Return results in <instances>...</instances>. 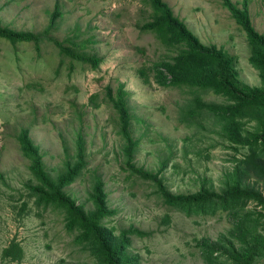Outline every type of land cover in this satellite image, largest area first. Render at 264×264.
<instances>
[{
	"label": "rangeland",
	"instance_id": "rangeland-1",
	"mask_svg": "<svg viewBox=\"0 0 264 264\" xmlns=\"http://www.w3.org/2000/svg\"><path fill=\"white\" fill-rule=\"evenodd\" d=\"M163 1L203 44L238 58L243 82L262 85L259 70L250 62L247 36L220 0ZM249 8L256 30L264 34V0H249ZM55 10L60 16L49 31L51 37L102 62L94 69L73 60L46 37L16 45L0 38V264H94L89 248L77 242L78 233L66 228L64 212L37 205L27 188L36 181L17 138L24 130L40 147L55 180L67 172V163L76 165L78 136L85 138L84 163L74 168L63 190L90 213L95 210L94 185L101 179L109 208L117 210L104 224L116 240L126 234V252L138 258L135 264H228L222 254H203V241L222 245L244 216L249 228L264 235V207L253 201L238 210L216 204L204 211L167 205L153 182L128 168L118 114L106 89L115 93L120 83L125 85L132 134L140 141L134 163L156 173L167 161L160 177L174 194L196 193L202 185L222 193L230 173L249 154L248 148L236 149L220 136L222 123L206 109L196 115L199 125L181 122L193 99L226 105L227 98L157 82L158 64L177 52L169 51L153 32L142 30L155 14L149 0H0V21L43 33ZM242 124L246 135L255 130V122ZM260 157L264 160L263 153ZM242 182L264 194V171L248 168ZM13 241L22 246L24 257L2 260L3 250ZM255 264H264V256Z\"/></svg>",
	"mask_w": 264,
	"mask_h": 264
},
{
	"label": "trees",
	"instance_id": "trees-1",
	"mask_svg": "<svg viewBox=\"0 0 264 264\" xmlns=\"http://www.w3.org/2000/svg\"><path fill=\"white\" fill-rule=\"evenodd\" d=\"M223 6L231 13L236 24L247 36L250 48V62L259 70L262 85L251 87L243 82L237 70L238 58L216 45H205L189 29L187 24L175 15L172 8L163 0H149L154 11L153 19L142 26V30L153 32L158 40L169 50L177 52L171 60L158 64L156 70L157 82L165 87L176 89L191 88L200 91H211L227 98L229 104L205 103L195 98L187 105L182 114L181 122L187 126L199 125L196 120L198 111L207 110L216 116L222 128L220 136L232 146L248 148L249 154L230 173L227 187L218 193L206 185L191 194H174L164 184L160 177L165 170L167 161L161 163L158 172L146 170L135 165V154L140 141L132 134L133 115L131 113L125 85L120 83L115 93L111 87L106 89V98L118 114L119 133L124 143L123 153L130 171L139 178L155 184L158 194L169 206L189 207L205 210L209 205H221L224 208L238 210L240 206L250 201L264 207V194L253 187L245 186L242 182L244 172L253 167L255 171H264V34L256 30L250 15L249 0L242 4L232 0H220ZM60 16L58 11L51 15L50 24L43 33L17 30L0 21V38L16 45L19 42L39 43L44 37L56 44L62 55L73 60L90 64L98 69L102 59L96 55L78 53L73 47H66L51 37L49 31L54 27L55 20ZM145 84H149L147 73L140 70ZM95 100L97 95L91 96ZM243 120L256 123L255 130L248 135L243 133ZM22 154L30 161L29 169L35 178L36 184L27 185L29 191L37 198V205L53 206L65 214L66 228L76 231L77 242L89 248L94 264H135L138 258L126 252L127 236L121 235L116 240L113 231L104 224L106 218L116 214V209L109 208L106 192L101 179L94 185L92 198L95 203L93 212H86L82 205L64 192V187L74 177L73 171L81 169L86 155L85 138L79 134L77 140L78 161L73 167L66 164L67 172L57 180L51 176L44 163L40 147L35 145L29 137V131L24 130L18 135ZM244 216L231 230L230 236H224L222 245L219 242L211 243L204 240L202 253L207 256L222 254L228 264H255L256 260L264 256V235L256 232V228H249ZM141 236L142 232L134 231ZM24 257L22 246L13 241L2 252L4 261H20Z\"/></svg>",
	"mask_w": 264,
	"mask_h": 264
}]
</instances>
